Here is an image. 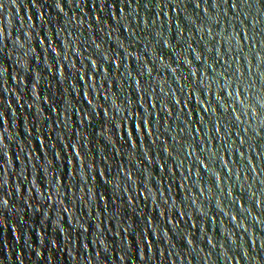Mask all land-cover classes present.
<instances>
[{"label":"water","instance_id":"1","mask_svg":"<svg viewBox=\"0 0 264 264\" xmlns=\"http://www.w3.org/2000/svg\"><path fill=\"white\" fill-rule=\"evenodd\" d=\"M0 264H264V0H0Z\"/></svg>","mask_w":264,"mask_h":264}]
</instances>
